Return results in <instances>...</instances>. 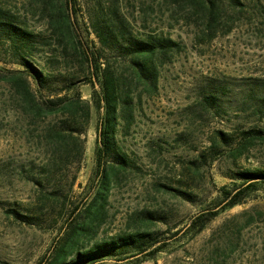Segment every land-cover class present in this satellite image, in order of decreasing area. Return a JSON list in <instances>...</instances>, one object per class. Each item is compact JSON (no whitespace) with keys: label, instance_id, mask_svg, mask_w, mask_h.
<instances>
[{"label":"rangeland","instance_id":"374dc122","mask_svg":"<svg viewBox=\"0 0 264 264\" xmlns=\"http://www.w3.org/2000/svg\"><path fill=\"white\" fill-rule=\"evenodd\" d=\"M97 1L77 0L81 38L89 44L95 38L83 28H88L87 13ZM193 1L116 0L130 30L170 38L182 51L161 68L157 93L142 95L133 124L118 136L134 169L109 172L104 213L90 233L78 236L68 248L66 262L96 243L147 231L156 234L157 246L162 247L153 257L121 262L112 258L99 264H264V185L242 204L221 212L201 232L187 230L201 211L218 204L222 188L231 190L235 172L264 169V0H239L236 9L223 6L212 32ZM38 3L0 0V8L37 35L35 66L53 75H76L77 58L65 57ZM19 70L23 67L0 38V75ZM83 83H78L79 93L90 101L91 87ZM209 94L217 98L212 109L202 100ZM15 99L9 85L0 82V264H57V248L66 238L61 229L75 207L80 208L70 223L79 226L87 220L94 194L97 114L92 111L82 135L81 155L59 171L49 167L48 174L43 170L51 151L47 130L60 117L35 119L17 108ZM253 130L261 134L234 159L232 147L243 140L244 132ZM215 131L230 135L232 144L213 162L202 161L200 155ZM42 197L58 200L46 202L37 226L22 224L5 212L40 206ZM57 206L63 209L60 215ZM145 213L159 220H144Z\"/></svg>","mask_w":264,"mask_h":264},{"label":"trees","instance_id":"16d2710c","mask_svg":"<svg viewBox=\"0 0 264 264\" xmlns=\"http://www.w3.org/2000/svg\"><path fill=\"white\" fill-rule=\"evenodd\" d=\"M38 12L45 21L49 32L58 45L64 49L65 57L77 58L76 75L60 76L45 73L35 66L33 53L38 44L37 35L26 28L25 22L0 8V38L10 49L14 62L23 67L19 71H7L0 75V82L9 85L16 96L17 108L29 113L35 119L49 116L60 117L50 125L47 137L50 139V157L43 169L49 174V167L58 171L69 165L71 159L83 152L82 135L86 133L94 110L97 114L95 128V168L91 184L93 197L82 225L75 226L71 219L80 207L69 214L60 235H66L64 242L57 248V264H99L114 258L116 262L135 260L139 257L150 258L162 247L153 232L141 231L120 235L109 242L96 243L83 252H76L74 258L66 262L68 248L76 244L77 237L88 234L92 226L102 217L111 183L109 172L134 169V162L119 145L118 136L126 134L133 124L137 106L142 95L152 97L157 93L161 68L172 62V58L182 51L180 44L160 35L134 33L130 23L119 12L116 0H98L94 8L88 10L87 27L84 31L92 34L95 41H83V33L78 21L79 5L77 0H37ZM105 3V4H104ZM239 0H194L196 11L207 18V27L212 32V24L223 6L236 9ZM214 34V33H213ZM213 38V35L210 39ZM72 51L69 53V51ZM74 62V61H73ZM91 87L90 101L83 100L78 83ZM140 88L141 91L137 90ZM136 89V90H135ZM46 92V95H44ZM217 99L212 94L203 97L208 108H215ZM261 132H244L243 140L232 147L234 159ZM232 144V137L215 131L206 153L200 155L202 161L213 162L223 154L224 147ZM195 166V163H193ZM48 167V168H47ZM235 182L230 191L220 190L222 199L207 211H201L187 228L188 232L199 233L221 212L240 205L251 194L264 185V169L238 171L232 177ZM41 186V183H37ZM191 200L187 193L180 192ZM54 195V194H53ZM52 195V196H53ZM189 196V197H188ZM40 206L19 211L6 209L17 221L28 226H37L47 210L46 202L57 201V197H42ZM61 206V205H60ZM57 206L58 214L63 209ZM64 208V206H62ZM52 212L56 209L52 207ZM144 220H159L151 213H145Z\"/></svg>","mask_w":264,"mask_h":264}]
</instances>
